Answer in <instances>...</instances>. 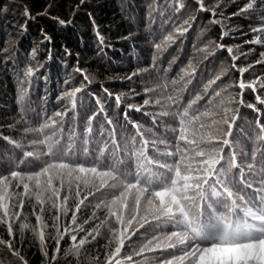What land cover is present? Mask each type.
<instances>
[{"label": "snow or ice", "instance_id": "1", "mask_svg": "<svg viewBox=\"0 0 264 264\" xmlns=\"http://www.w3.org/2000/svg\"><path fill=\"white\" fill-rule=\"evenodd\" d=\"M85 3L86 0H79L73 17ZM195 3L198 11L208 13L210 22L222 29L220 43L209 41L198 47L197 53L207 60L216 50H226L231 68L240 74L234 82L240 92L234 96L228 91L229 86H218L228 75L229 70L223 67L193 92L199 65L192 59L181 69L178 79L169 81L165 76L155 87L145 86L146 98L141 104H128L127 109L150 117L154 127L167 118L175 121L176 126L165 129L173 133L172 141L159 137L149 140L145 134L155 135L153 129H144L131 121L136 136L125 148L135 149L128 154L135 156L137 163L135 170L129 171L120 166L119 160L107 162L106 153L111 151L115 156L122 149L113 121L99 98L96 99L98 110L87 118L85 127L90 139L95 117L104 114L111 131L103 147L97 145L98 154L93 157L88 147L78 152L74 131L65 136V118L70 110H76L77 94L84 86L67 88L58 99H68L69 108L51 115L45 113L37 127L25 128V134L34 138L28 145L32 150L24 151L23 155L36 160L39 167L23 171L24 161H20L0 173V226L8 237L0 236V264H29L21 247L26 232H31L38 241L42 255L48 258L47 264H59L61 258L65 264H150V260L155 264H264V163L257 161V152H253L251 162L242 166L235 150L240 108L246 106L257 112L256 140L262 145L259 155L264 157V123L261 122L264 112L257 107V104L264 106V76L244 79V74L254 65L264 64V52L254 63L239 66L236 62L247 53L240 52L241 46L223 43L229 36L224 21L241 17L255 21L248 29L252 39L245 43L264 47V0H230L227 4L226 0H216L214 5H209L207 0H195ZM232 6H236V11L226 15L227 8ZM23 7L24 15L30 17L29 8ZM172 7L175 15L187 5L185 0H172ZM89 16L95 25L94 18ZM54 19L61 25L66 23ZM195 19L173 23V16L164 21L172 23L173 30L154 42L152 68L157 67L160 56L178 37L190 31ZM100 39L102 42L103 38ZM43 40L50 43L51 37L43 34ZM0 51L7 55V49ZM35 55L33 50L32 57ZM175 62L174 57L171 63ZM170 68L171 65L163 71L166 73ZM148 70L139 69L126 79L132 80ZM75 71L87 84L92 83L84 69L77 66ZM33 75L34 69L28 66L24 76ZM63 83L70 85L71 80L65 79ZM102 90L112 97L108 88L102 86ZM157 90L166 93L164 105L161 100L152 99V93ZM245 90L255 94V104L246 103ZM186 93H191V98L185 104ZM25 94L21 89L18 105L23 103ZM114 98L119 107L121 96ZM146 106H161L162 110L147 112ZM124 116L127 119V111ZM0 139L22 147L9 137L0 136ZM158 144L165 150L161 152ZM226 149L233 151L227 154ZM150 151L158 158L150 156ZM233 170L238 172V178H233ZM97 197L103 198L92 204ZM89 206L91 214L81 220L80 213ZM26 207L31 209L30 213H25ZM161 230L163 235L158 234ZM65 239L67 249L62 247ZM99 239L105 241L102 253H89L88 246ZM136 240L142 242L136 244ZM49 241L55 244L51 256Z\"/></svg>", "mask_w": 264, "mask_h": 264}, {"label": "trees", "instance_id": "2", "mask_svg": "<svg viewBox=\"0 0 264 264\" xmlns=\"http://www.w3.org/2000/svg\"><path fill=\"white\" fill-rule=\"evenodd\" d=\"M227 2L230 0H226V4ZM185 3L187 7L174 15L172 0H86L79 11H75L73 17L79 0H0V50H8L7 55L0 51V136L9 137L22 146L18 148L0 139V173L10 170L14 163L20 161H24L21 164L23 171L35 170L39 167L36 160L26 159L23 155L24 151L32 150L28 145L34 138L33 135L25 134V128L37 127L43 122L45 113L51 115L56 111L69 108L70 101L61 100L58 97L71 87L84 86L83 91L77 94L76 110L68 112L63 125L65 136L73 131L77 134L78 139L75 144L78 152L82 153L83 149L88 147L92 156L95 157L99 151L97 145L100 144L103 147V141L108 139L107 133L111 131L105 123L104 114H98L93 121L94 131L91 138L89 139L85 133L87 118L98 110L97 98L103 104L107 116L112 119L122 151L125 153L124 155L116 152L114 157L110 151L106 153L107 162L109 160L115 163L119 160L122 162L120 166L125 167L132 161L135 169L136 157L128 154L129 150L135 151V149L125 148V145L130 144L132 137L136 136L131 121L141 126L143 121H146L147 125L154 128L153 132L157 136L145 135V138L149 140L155 137L170 139L165 137L171 132H165L166 128L162 121L154 127L150 117L143 115L142 112L127 109L128 104H141L146 97L143 94L139 75L132 80H127L126 77L144 68L149 69V73H153L150 50H154V42H158L165 34L173 30L172 23L164 22L173 16V23L190 17L196 19L190 31L185 36L178 37L176 43L158 59L159 69H165L161 66L162 61L176 47L173 52L178 51V53H175L176 56L172 54L166 63V68L170 65L172 67L171 61L174 57L176 58V64H174L177 71L174 79L179 78L181 69L189 59H192L199 65L198 76L194 82L197 83L196 91L223 67L229 70L228 75L218 82V86L221 88L229 86L228 91L234 96L237 95L240 89L234 82L238 81L240 74L231 68L232 61L227 51L216 50L215 54L207 60L196 51L198 47H202L209 41L220 43L221 26L212 24L208 13L198 11L195 0H185ZM207 3L214 5L216 0H207ZM23 6L29 8L30 17L24 15ZM234 11L236 6L228 7L226 15ZM161 12L167 15L161 16ZM89 14L94 18L95 25ZM54 17L63 19L66 23L61 25ZM254 23V20L241 17L224 21V27L229 32V36L224 38L223 43L227 46H241L240 52L247 53L236 62L239 66L254 63L260 59V53L264 52V47L245 43L252 39L248 29ZM43 34L51 37L50 43L43 40ZM100 37L103 38L102 42ZM33 50L36 52L35 58L32 57ZM28 66L34 69V75L30 78L24 76ZM77 66L89 75L92 80L90 85L84 81L81 74L75 71ZM257 76H264V64L254 65L244 74V79L252 80ZM65 79H70L71 84L64 85ZM200 81H203L201 85ZM102 86L109 89L113 94L112 97L103 92ZM21 89L26 94L23 103L18 105L17 97ZM137 93L140 95H136ZM115 96H121L119 107ZM190 98L186 93L183 103ZM244 100L246 103L255 104V94L251 90H245ZM233 107L240 106L233 105ZM257 107L264 112V106L257 104ZM126 111L127 119L124 116ZM144 111L155 112L152 106H146ZM240 115L241 119L235 134V143L239 144L238 146L235 144L239 163L242 166L250 163L253 152H257V161L264 163V157L259 155L262 145L256 140L257 112L244 106L240 108ZM74 116L76 119H73ZM261 122L264 123V118H261ZM155 129L159 130V134L155 132ZM172 138L173 133H171ZM85 140H88L87 144L84 143ZM158 147L162 148V151L165 150L163 145L158 144ZM231 151L233 149L225 150L227 154ZM149 155L158 158L152 151ZM232 176L238 178V172L233 170ZM101 198L103 197H97L92 204ZM91 211V206L85 208L80 213L81 220L87 218ZM30 212L31 209L26 207L25 213ZM50 214L46 213V215ZM29 219L35 223L34 217L30 216ZM163 234L164 230L159 233V235ZM0 236L8 238L3 226H0ZM104 243V239H99L88 246V252L102 253ZM135 243L140 242L136 240ZM48 244L51 256V250L55 244L51 241ZM68 246V240L65 239L62 247L67 249ZM21 247L29 264H47L48 258L42 255L38 241L33 238L31 232L24 234ZM59 264H65V260L61 258ZM151 264H155V261Z\"/></svg>", "mask_w": 264, "mask_h": 264}, {"label": "rangeland", "instance_id": "3", "mask_svg": "<svg viewBox=\"0 0 264 264\" xmlns=\"http://www.w3.org/2000/svg\"><path fill=\"white\" fill-rule=\"evenodd\" d=\"M199 30V29H198ZM175 49H176V47H174ZM173 48V50L171 51V54L170 55H167L166 56V58L162 61V68L164 67L165 69H169V68H166V63H168L167 62V60H168V58H170V56H172V54H175V53H178V51L176 52H173L175 49ZM150 54H152L151 56L153 57V55H154V50H150ZM175 56H176V54H175ZM161 57V56H160ZM174 57V56H173ZM158 63H159V61H157V67L156 68H154V69H152L153 70V73H149L148 71H146V72H143L141 75H139V81L142 83L141 84V87L142 88H144L145 86H149V87H155L158 83H160L161 82V77H165L166 76V78H167V80H172V79H174V77H176L175 76V72L177 71V67H175V64H173V66L170 68V70L169 71H167L166 73H165V71H163V70H160L159 69V67H158ZM164 63H165V65H164ZM163 68V69H164ZM164 69V70H165ZM203 83V81H200L199 82V84L201 85ZM196 86H197V83H194V85H193V87H192V91L194 92V91H196ZM166 96V93L165 92H162V91H159V90H157L156 92H154V93H152V99L153 100H157V99H159V100H161V104L162 105H164L165 104V100H164V97ZM187 96L190 98L191 97V93H187ZM187 103V102H186ZM185 103V104H186ZM153 108H154V110H155V112H159V111H161L162 110V107L161 106H152ZM164 110H166V105H165V109ZM173 111H175V109H172ZM146 121H143V128L144 129H148V128H152V127H150L149 125H147L146 123H145ZM162 122H163V126H164V128H169V127H173V126H176V124H175V121H173L171 118H167V119H164V120H162ZM104 129V128H103ZM152 129H154V128H152ZM157 129H155V132L156 133H158L159 134V130H157ZM170 132V131H169ZM145 135H147V136H151L152 134H149V133H146ZM155 136H157V135H155ZM166 138L167 137H170V139H168V141H172L173 140V138L171 139V133H169V135L168 136H165ZM157 137H155L154 139H156ZM153 139V140H154ZM236 144V146H238L239 144L238 143H235ZM121 149H122V147H121ZM123 150V149H122ZM159 150L162 152V148H159ZM117 153H121V154H124L125 155V153H123V151H116ZM115 157V156H114ZM113 157V158H114ZM127 158H129V157H127ZM126 158V159H127ZM137 160V159H136ZM108 162L109 163H111L109 160H108ZM123 168H125V169H127V170H129V171H134L135 169H134V166H133V163H132V161H130L128 164H127V166H125V167H123ZM110 198V197H109ZM162 231V230H161ZM160 231V232H161ZM160 232H158V234L160 233ZM138 242H142V241H140V240H138ZM154 260H150V264L153 262Z\"/></svg>", "mask_w": 264, "mask_h": 264}]
</instances>
